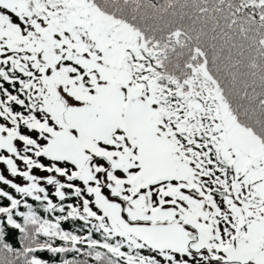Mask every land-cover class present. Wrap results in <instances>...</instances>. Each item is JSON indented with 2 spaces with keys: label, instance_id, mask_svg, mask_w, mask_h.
I'll return each instance as SVG.
<instances>
[{
  "label": "snow or ice",
  "instance_id": "1",
  "mask_svg": "<svg viewBox=\"0 0 264 264\" xmlns=\"http://www.w3.org/2000/svg\"><path fill=\"white\" fill-rule=\"evenodd\" d=\"M33 140L91 182L96 259L264 264V0H0V149ZM55 209L0 218V264L26 224L79 243Z\"/></svg>",
  "mask_w": 264,
  "mask_h": 264
},
{
  "label": "trees",
  "instance_id": "2",
  "mask_svg": "<svg viewBox=\"0 0 264 264\" xmlns=\"http://www.w3.org/2000/svg\"><path fill=\"white\" fill-rule=\"evenodd\" d=\"M23 150L25 149L23 148ZM43 157L39 156V159L51 166L50 160L47 161ZM13 158L18 163L22 162L21 158L18 159L16 156ZM77 201L76 195L71 196L67 192L66 196L60 197L52 188L47 189L43 197L31 194L22 190L20 185H15L0 177V218L6 216L8 224L17 228H20L21 225L17 224L14 216L21 214L31 216L34 212L43 215L42 208L49 204L56 206L55 215L57 217L69 216V213L77 205ZM60 208L63 209L62 212L59 211ZM51 218L52 216L49 215V219ZM60 226L63 232L78 237L79 243L74 244L71 239L43 238L35 232L32 225H25L22 230L23 234L18 239L21 245L33 249V253L38 257L37 264H108L107 257L96 259L95 254L107 252L104 244L106 242L114 244L115 240H108L105 230L99 223H94L88 218L76 214L75 218L69 216L68 220L61 219ZM4 235V229L0 228V244L4 243ZM58 247H63L65 251H56L55 249ZM29 264H31V260H29Z\"/></svg>",
  "mask_w": 264,
  "mask_h": 264
},
{
  "label": "rangeland",
  "instance_id": "3",
  "mask_svg": "<svg viewBox=\"0 0 264 264\" xmlns=\"http://www.w3.org/2000/svg\"><path fill=\"white\" fill-rule=\"evenodd\" d=\"M17 143L19 145V142ZM36 143L37 141L33 140L31 144L0 149V177L15 185H20L21 189L26 192L42 197L47 189L50 188L60 197L66 196L69 190L72 192L71 196L76 195L78 199L77 205L75 206L77 215L84 216L92 222L100 224L96 219L98 213L95 211V208L99 206L97 204V196L96 193L89 190V184L91 182H85L81 179L76 174L75 168L65 173L63 167H61L64 162L57 161L54 164L48 156H44L45 160H50L51 166H48L45 161L39 159V156L42 155L33 151H28L30 153L25 152ZM13 155L18 159L21 156L25 157V159H21L22 162L18 163L13 158L15 157ZM34 184L39 185L41 190L34 193L32 191Z\"/></svg>",
  "mask_w": 264,
  "mask_h": 264
},
{
  "label": "water",
  "instance_id": "4",
  "mask_svg": "<svg viewBox=\"0 0 264 264\" xmlns=\"http://www.w3.org/2000/svg\"><path fill=\"white\" fill-rule=\"evenodd\" d=\"M68 194H69V195H72V192L68 190Z\"/></svg>",
  "mask_w": 264,
  "mask_h": 264
}]
</instances>
